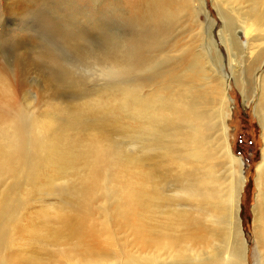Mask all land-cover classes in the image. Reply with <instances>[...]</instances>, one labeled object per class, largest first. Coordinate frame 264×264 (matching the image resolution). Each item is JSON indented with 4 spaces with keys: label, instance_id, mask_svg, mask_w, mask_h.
I'll return each mask as SVG.
<instances>
[{
    "label": "rangeland",
    "instance_id": "1",
    "mask_svg": "<svg viewBox=\"0 0 264 264\" xmlns=\"http://www.w3.org/2000/svg\"><path fill=\"white\" fill-rule=\"evenodd\" d=\"M156 8L152 0H0V84L7 86L0 149L20 152L18 165L0 170V264H31L30 254L36 264H178V254L192 258L210 246L208 233L191 225L204 226V214L181 192L213 180L218 196L239 183L243 264H264L252 214L264 145L255 112L264 83V0H163ZM193 62L205 72L187 80ZM179 84L211 101L223 89L238 164L222 155L218 113L202 134V160L180 164L167 148L150 147L175 141L156 131H166L180 108ZM139 103L162 109L140 112ZM69 115L87 127H65ZM53 135L98 145L96 156L92 150L81 164L53 171L43 152ZM192 145L179 147L185 159ZM155 193L159 200L147 198ZM60 207L81 233L59 230Z\"/></svg>",
    "mask_w": 264,
    "mask_h": 264
},
{
    "label": "bare ground",
    "instance_id": "2",
    "mask_svg": "<svg viewBox=\"0 0 264 264\" xmlns=\"http://www.w3.org/2000/svg\"><path fill=\"white\" fill-rule=\"evenodd\" d=\"M161 1L163 0H152V7L158 8V5L161 3ZM166 1H171V0H166ZM154 13L155 12L153 11L150 17H154L153 16ZM248 22H254L255 23L254 26L256 27H258L259 25H262L253 19H251ZM260 46L261 44L260 45L254 44L253 47L260 50ZM255 51L257 50H254L253 52ZM258 52H256L257 55L260 54ZM185 72H188V74L191 75L189 76V78H187V80L189 79L192 80V79L199 77V75L203 74L205 72V67L200 62H193L190 68H188ZM180 83H182V81ZM186 83L189 84L188 81H186ZM181 86L182 84L177 85L178 96L176 98V102H177V106L179 104L180 108L179 110L176 111L175 116L172 119L173 121L170 122L169 126L167 125L168 128L166 127L167 128L166 131L163 128L162 129L158 128L156 131L157 136H159V138L161 136L165 137V134H166L165 132H167L169 134L168 136L175 137V141H172L171 142L172 144L170 143L167 146H164L162 144L157 146L155 144V146H150V147L153 150L167 148V150L169 151V155H173L178 161V163L180 164H183L184 161L188 159H191L192 161L202 160V157H204V155L201 151L203 147H206L205 144H201L202 134L206 131V123L208 119L211 117V115L218 113V115H216V119H217L216 123L219 127L218 131H219V139H220L221 147H222V155L225 159H227L228 163H230L231 165L238 164V161L240 160L235 157L233 153V149L230 145V139H229L230 136L228 137L230 112H228V109H226V106H225V100L227 101L226 98H228V96L225 94L223 89H222V97H217L218 98V102H217V98H215L214 96H213V100L211 101V99H209V96L206 92H202L201 94H196V93L194 94L189 90V88H185L184 90L181 89ZM8 87L10 88L13 95H15L16 90H17L16 86L14 84H8ZM4 88H7V86L5 84H0V90ZM261 91H262L261 93L262 95L259 99L258 105L255 107V112H256L259 124L261 126V129L264 132V83L261 85ZM1 93L5 95L4 92L1 91ZM215 96H217V94H215ZM139 105H140L139 107L140 112H142L145 108H149L148 113L152 115H155L157 112L159 113L160 109H162L161 107H159V109H156L152 105L151 107L147 106L146 103L144 104L139 103ZM211 106L215 107L217 112L213 111ZM156 107H158V105ZM176 109L177 107L175 106L173 107L172 110H170L171 115L173 114V111ZM165 113H167V111ZM71 115H69V117L67 116V119L64 122L65 127L74 128L73 130L76 131V133L78 132V128L84 129L87 127V126H82L80 124L83 121H81L80 119L81 122H79L78 120L79 118L77 117V115H73V116ZM156 121L158 122L159 119H156ZM174 121H177V122L183 121L186 125L184 127L186 128V131L184 128L180 127ZM152 126H155V125H152ZM179 136L183 138L179 139L178 138ZM189 137L191 138V141L187 140ZM73 138H74V141L78 139V137L76 136H73ZM184 143H189V144L193 143L192 145L193 149H191V151L189 152L187 159H185V157L183 156V153H181L178 150L180 146L184 145ZM80 144L82 143L74 142L73 144L69 140V138H67L66 136L60 135L58 137H55V135H53L51 137V140L46 144L47 145V147H45L46 151L43 149V152H47L46 155L44 153V156H46V159L49 156V162L47 166L49 165L50 168L53 169V171L58 170L57 172L61 173V172H65L64 171L65 167L71 168V165L75 167L76 165L81 164L83 159L86 156H89L91 154L92 150L94 152L93 156L94 157L96 156L95 155L97 152L96 147L98 145H93L92 143L91 144L85 143L82 145ZM50 147H51V150H48ZM19 157H20V152L18 149L15 151L11 150L9 152H7L6 150L0 149V170L3 172L6 171L7 168L11 170L10 166L12 163H15V165H18ZM139 162L142 163L143 159L140 158V160L137 161L136 164H138ZM140 167H142V165ZM50 168L49 170H51ZM29 171L33 173V170H29ZM29 174L30 173H28V175ZM35 177L36 175L34 176V178ZM144 177L148 179L154 177L150 168L148 169ZM238 184H239L238 182L234 184L231 187L230 191H228L227 195L225 196L216 195V192L214 189V185H215L214 180L211 182V184L210 183L205 184L207 186V189L199 185L198 190L185 189L184 191L181 192L185 194V196L190 201V203L195 207V211L201 209V213L204 214V222H203L204 226L199 225L197 223L198 221H194L191 225L195 227L196 230L208 233V238L210 239V246L211 245L212 246L211 248L209 246L206 252L201 251V252H198V254H192L194 256L192 258H190V254L189 256L178 254L176 257L180 256V258H182V261L178 264H243L244 251H243V248L240 250L239 246L241 245V242L237 240L238 234L241 233L240 232L241 230L239 227V219H238L239 217L238 211L241 208V202H240L241 193L239 191ZM255 187H257L258 194L256 192L255 200H254L255 205L252 210V214L254 217L253 225H255L254 229H255L257 244L260 247H262V245L264 246V145H263V151L261 155V161L259 162L256 168ZM80 193L83 194L82 191ZM178 194L180 193H177V195ZM76 195H77V192H75L74 198L76 197ZM154 195L155 196H151L147 198L149 200L153 198V201H157L161 198V194L155 193ZM77 196H80V195L78 194ZM132 196L136 200L140 199L141 197L140 194L134 195L133 193H132ZM178 197H180V195H178ZM66 208L59 209L58 213L55 216L56 219L60 220L61 223L59 224H62V228L60 227L61 229L59 230L64 229L69 234H74V233L78 234L80 223L78 222L79 223L78 225L74 224V227L70 226L71 225L70 222L72 218L70 214H67L63 211ZM198 212L200 214V210ZM1 215L2 213H0V217ZM78 220L81 222V219H78ZM180 222L184 227L187 225V222L186 220H183V217H180ZM205 223H207L208 225H205ZM42 238L40 236V239ZM32 243H29L28 246H31ZM26 254L27 253H25V255ZM23 256L24 254L22 255V257ZM22 257H20V259H23ZM26 259L31 264L37 263V259L35 258V256H33V254H30Z\"/></svg>",
    "mask_w": 264,
    "mask_h": 264
}]
</instances>
